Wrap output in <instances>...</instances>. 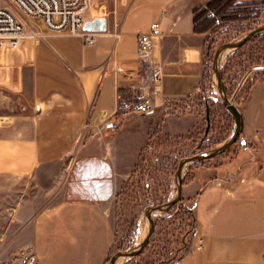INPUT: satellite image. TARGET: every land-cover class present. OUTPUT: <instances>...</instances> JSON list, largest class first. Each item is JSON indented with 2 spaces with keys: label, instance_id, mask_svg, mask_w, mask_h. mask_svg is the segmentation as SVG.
<instances>
[{
  "label": "crops",
  "instance_id": "obj_1",
  "mask_svg": "<svg viewBox=\"0 0 264 264\" xmlns=\"http://www.w3.org/2000/svg\"><path fill=\"white\" fill-rule=\"evenodd\" d=\"M207 1L91 0L88 21L108 20L107 32L91 45L26 25L39 35L6 51L0 65V194L68 159L87 142V129L102 133L109 122L118 128L147 98L152 109L141 115L150 126L190 131L201 116L181 109L195 101L209 126L220 99L204 97L207 36L194 29L195 9ZM154 23L160 34L148 61L161 72L159 86L145 77L148 63L143 68L139 58V35L151 34ZM243 87L233 94L244 120L238 148L230 159L197 168L184 185L196 228L186 254L170 264H264V74ZM100 160L83 173L86 187L75 197L33 218L29 239L13 253L29 247L35 264H107L117 239L115 168L105 155ZM20 207L22 201L15 211Z\"/></svg>",
  "mask_w": 264,
  "mask_h": 264
},
{
  "label": "rangeland",
  "instance_id": "obj_2",
  "mask_svg": "<svg viewBox=\"0 0 264 264\" xmlns=\"http://www.w3.org/2000/svg\"><path fill=\"white\" fill-rule=\"evenodd\" d=\"M6 2L8 1H2V3ZM207 3L208 1L203 6ZM13 11L19 18L25 20V26L30 25L37 30L49 29L43 18L26 16L14 5ZM247 15L248 18H246ZM234 23L240 27L222 35L215 44L213 54L211 56L209 54V71L212 74L214 87L204 92L205 98L215 96L221 100L212 69V61L217 49L224 44L239 41L253 30L264 26V5L257 4L244 8L241 19ZM263 39L264 33L257 41L248 42L238 57H234L236 50L229 51L220 64L221 71L225 69L227 71L225 74L226 89L230 88L233 94L235 79L239 78L238 84L244 82L243 88H245L251 78L257 74H264V61L260 62L262 63L260 66L252 62L255 55L263 57L260 53L264 45L262 44ZM232 93L231 101L238 104L239 99L234 101ZM192 101L194 100L190 102ZM211 104L213 105V102ZM190 105L181 109L184 114L191 115L199 112L201 118L194 128L184 134H171L165 132L161 126L159 128L155 125L150 126L152 122L143 119L140 113L134 112V117L123 121L118 128L109 122L102 133L93 128L87 129L85 135L87 142L78 144L68 159L46 165L43 174L35 176L33 181L25 182L17 191L0 194V264H11L29 253V247L19 249L15 251L16 253L13 252L16 246H20V242H26L29 239L33 218L46 206L64 198L75 197L76 190L85 188L83 182L86 183L87 180L83 173L91 169L94 164L100 163L101 155H105L106 161L112 163L115 168L114 180L117 199V207L114 208L113 215L117 239L115 250L107 264L117 252L140 245L142 243L138 240L140 227L142 225L148 227L147 235L151 228L146 216L147 207L163 205L177 195L176 180L180 161L210 152L227 141L234 131L235 121L229 116L230 113H225L220 108L214 109L208 126V122L204 118L205 111L202 106L199 108L200 103L195 101ZM152 134L155 136L149 141ZM239 141L240 138L219 156L188 164L183 172L184 180L187 177H193L194 171L201 166L232 158L238 148ZM21 201L24 203V207L18 208L17 212L15 206L17 202ZM185 201L186 196L183 191L182 200L174 210L163 213L153 212L156 228L148 246L136 256L121 258L122 260L120 259L117 264H166L172 262L180 249L185 246L182 234L190 229V226L185 223V215L181 207L190 210L193 208ZM187 241L189 244V239ZM188 244H186V252Z\"/></svg>",
  "mask_w": 264,
  "mask_h": 264
},
{
  "label": "built area",
  "instance_id": "obj_3",
  "mask_svg": "<svg viewBox=\"0 0 264 264\" xmlns=\"http://www.w3.org/2000/svg\"><path fill=\"white\" fill-rule=\"evenodd\" d=\"M0 0V65L3 64L4 53L9 50L19 49L23 42L39 35L38 32H29L25 23L13 11V5L18 7L26 16L43 18L46 26L54 33H69L80 36L87 45L95 43L98 33L87 32L84 26L88 21L87 15L91 8V0ZM160 34V24L154 23L151 34L139 35V58L143 68L145 63V77L155 85L161 83V72L151 57L153 37ZM3 67H0V70ZM237 96L233 97L236 101ZM153 102L150 98L144 99L136 105L134 112L145 114L151 111ZM11 264H35L33 256L29 253L21 256Z\"/></svg>",
  "mask_w": 264,
  "mask_h": 264
},
{
  "label": "water",
  "instance_id": "obj_4",
  "mask_svg": "<svg viewBox=\"0 0 264 264\" xmlns=\"http://www.w3.org/2000/svg\"><path fill=\"white\" fill-rule=\"evenodd\" d=\"M84 30L87 32H94V33H106L108 30V20L105 17H97L93 20L87 21ZM264 33V26L259 27L258 29L253 30L251 33L246 35L244 38H242L239 41L235 42H230L227 44L222 45L219 47L215 53L214 60H213V65L212 69L216 77V83L217 87L219 90V93L221 95V101L225 108L232 114L234 117L235 121V128L234 131L231 135V137L222 143L220 146L217 148L211 150L208 153L205 154H198L193 157L185 158L180 161L178 170H177V195L174 199L166 202L163 205L157 206V207H147L146 209V216L150 222V231L146 237V239L137 247L129 249V250H124V251H119L116 254H114L111 259L109 264H117L121 258H130L133 256L138 255L141 251H143L153 238L155 234V228H156V223L155 219L153 218V212H158V213H163V212H169L171 209L177 205L178 203L181 202L182 200V193H183V188H184V178H183V172L185 167L188 164L191 163H198L201 161H205L211 158H214L216 156H219L223 153H225L232 145H234L240 138V136L243 133V127H244V120L243 116L237 107L236 104H234L229 95L227 94L226 86H225V81L223 80L222 77V71H221V57L226 51H231V50H238L240 48H243L248 42L254 40L256 37L262 35Z\"/></svg>",
  "mask_w": 264,
  "mask_h": 264
},
{
  "label": "trees",
  "instance_id": "obj_5",
  "mask_svg": "<svg viewBox=\"0 0 264 264\" xmlns=\"http://www.w3.org/2000/svg\"><path fill=\"white\" fill-rule=\"evenodd\" d=\"M253 5H257V4L256 3H243V2H241V0H209L205 6L200 5L195 9V16H194L195 33L206 34V36H207V38H206L207 73L205 75L207 82L204 86V91L209 90V88L213 89V87H214V84L212 82V74L209 71V69H210L209 54H210V56L213 54V52L215 50V46H216L215 44L218 42V40L221 38L222 35L228 34L229 32H231L234 28H236L238 26L240 27V25H238L234 22L241 19L244 8L249 7V6H253ZM248 17L249 16L247 15L246 18H248ZM261 37H262V35L256 37L253 41H257ZM262 42H263L262 44H264V39L262 40ZM241 50H242V48L236 50L234 57H236V56L238 57V54L239 55L241 54L240 53ZM260 53L263 55V57H259L258 55L257 56L255 55L254 58L252 59L253 60L252 62H254L255 65H257V66H260L262 64L260 62L264 61V45L262 46ZM231 59L229 60V63L231 62ZM212 63H213V61H212ZM226 72H227L226 69L224 71H222V77H223L224 81H225ZM238 79L239 78L235 79L236 83H235V86L233 87V89H236V87L238 86ZM226 90H227V94L229 95V97H231L232 92H231L230 88H228ZM213 97H215V96H211L210 98H213ZM216 105H218V108L223 110L225 113H230L225 108V106L220 102V100H218V103ZM213 112H214V108L210 110V116L211 117L213 115L212 114ZM229 116L234 119V117L232 116L231 113ZM154 136L155 135L152 134L150 136L149 141ZM149 141H148V143H149ZM191 180H192V177H190V178L187 177V179L184 180V185L187 184ZM176 206L177 205H175L171 209V211L174 210ZM181 209L183 210L182 212L185 215V219H184L185 223L190 226V229L185 234L184 233L182 234V241H183L185 246H183L180 249V252L178 253L176 258L172 262H168L166 264L173 263V262L179 260L180 258H182L186 254V247H187L186 244H188L187 240L189 239V241H190L191 236L195 232L196 217H195L194 210L193 209L190 210V209H187L185 207H181ZM188 246H189V244H188Z\"/></svg>",
  "mask_w": 264,
  "mask_h": 264
},
{
  "label": "bare ground",
  "instance_id": "obj_6",
  "mask_svg": "<svg viewBox=\"0 0 264 264\" xmlns=\"http://www.w3.org/2000/svg\"><path fill=\"white\" fill-rule=\"evenodd\" d=\"M229 51H226L223 56L221 57V62L220 64L224 61V59L226 58V56L228 55ZM147 230H148V227L147 226H141L140 229H139V237H138V240L139 242H143L144 238H146V235H147ZM122 260V259H121Z\"/></svg>",
  "mask_w": 264,
  "mask_h": 264
}]
</instances>
